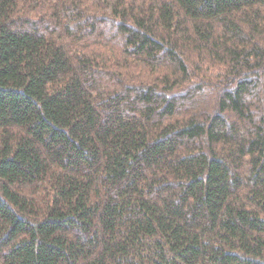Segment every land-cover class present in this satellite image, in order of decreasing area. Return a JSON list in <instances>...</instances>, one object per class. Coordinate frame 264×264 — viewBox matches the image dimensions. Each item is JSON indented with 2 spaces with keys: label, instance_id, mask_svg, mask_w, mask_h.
Listing matches in <instances>:
<instances>
[{
  "label": "trees",
  "instance_id": "trees-1",
  "mask_svg": "<svg viewBox=\"0 0 264 264\" xmlns=\"http://www.w3.org/2000/svg\"><path fill=\"white\" fill-rule=\"evenodd\" d=\"M0 264H264V0H0Z\"/></svg>",
  "mask_w": 264,
  "mask_h": 264
}]
</instances>
